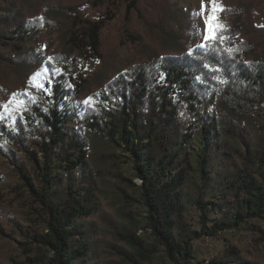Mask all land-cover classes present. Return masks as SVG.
<instances>
[{
	"label": "trees",
	"instance_id": "trees-1",
	"mask_svg": "<svg viewBox=\"0 0 264 264\" xmlns=\"http://www.w3.org/2000/svg\"><path fill=\"white\" fill-rule=\"evenodd\" d=\"M124 7L104 50L113 1L60 0L37 16L43 0H0V63L22 80L47 69L50 89L11 119L0 114V157L14 168L0 192L27 200L23 216L0 211V233L22 239V260L0 264H190L195 241L239 231L251 250L227 245L210 264H264V56L243 40L242 15L226 12L222 39L184 48L172 0ZM142 30L176 54L149 50ZM121 48L142 59L118 72ZM94 60L97 73L77 81Z\"/></svg>",
	"mask_w": 264,
	"mask_h": 264
},
{
	"label": "rangeland",
	"instance_id": "rangeland-1",
	"mask_svg": "<svg viewBox=\"0 0 264 264\" xmlns=\"http://www.w3.org/2000/svg\"><path fill=\"white\" fill-rule=\"evenodd\" d=\"M71 0H62L68 3ZM84 2V0H78ZM94 1V0H91ZM107 1V0H103ZM118 6L116 18L108 25L105 32L104 39L106 45L104 50H110L116 46L118 28L122 21V13L124 11V0H110ZM175 8L181 12L179 19V37L184 48H190L196 45H201L205 41L212 40L205 39L208 36V25L205 23L209 16L215 17V23L221 26V30L229 28L233 22V16L226 14L232 10H236L242 15V20L245 24L246 31L243 40L248 41L257 48V52L264 56V0H172ZM60 0H43V8L36 14L43 16L47 8L59 3ZM86 13L92 14L87 6ZM96 14V12H94ZM218 34V33H217ZM141 35L145 39V44L149 50H154L163 54L175 55L174 50L162 49L161 45L154 39L147 36V32L142 30ZM42 49L46 54V59H52L57 52V44L54 37L45 33L41 37ZM118 51L117 71L122 72L127 67L137 64L142 55L133 48H121ZM100 64L97 60L87 61L82 64L79 69L77 81L79 79H91ZM37 72L42 74L34 79ZM49 81L46 78L45 70H37L32 73L26 80L19 79L13 75H9L4 66L0 63V114L8 116L10 119L13 114L28 108L29 102H36L44 99L46 94H49ZM42 85L43 87H37ZM94 86H91L89 94L95 92ZM88 99V95L84 98ZM7 106V107H5ZM124 173L130 177V165H123ZM0 174L3 178H10L14 175L13 166L0 157ZM136 185L140 184L138 179L133 180ZM27 200L21 195H16L10 190L0 192V211L8 215V220L12 217L23 216L26 212ZM138 219L144 222V211L139 209L137 211ZM3 227L9 231H14L11 223L4 222ZM137 234L139 236L147 237L150 234L149 229H139ZM16 241L3 236L0 233V262H5L6 257L11 256L17 262L22 260V252L17 241H21L19 235H14ZM246 232H228L221 235L218 239H202L197 240L193 244L195 252V260L190 264H210L211 261H217L223 258V252L227 245L234 246L242 252L251 250L250 240Z\"/></svg>",
	"mask_w": 264,
	"mask_h": 264
},
{
	"label": "snow or ice",
	"instance_id": "snow-or-ice-1",
	"mask_svg": "<svg viewBox=\"0 0 264 264\" xmlns=\"http://www.w3.org/2000/svg\"><path fill=\"white\" fill-rule=\"evenodd\" d=\"M213 3H215V0H212ZM205 23L208 25V36L205 37V39H212V40H216V39H222L221 36H218L217 33L219 31H221V26L220 25H217L215 23V17L213 16H209L208 19H206ZM45 71H47V69H45ZM42 73L41 72H37L35 75H34V79L38 78ZM37 87H43L42 85H37ZM91 100V97H89L88 99H86L84 101L85 104H88L89 101ZM7 107V106H5ZM2 118V117H0Z\"/></svg>",
	"mask_w": 264,
	"mask_h": 264
}]
</instances>
